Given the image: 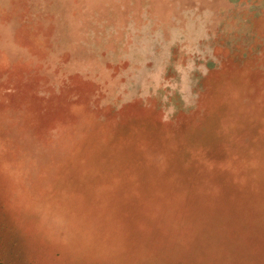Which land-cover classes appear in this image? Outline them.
Instances as JSON below:
<instances>
[{"label":"rangeland","instance_id":"rangeland-1","mask_svg":"<svg viewBox=\"0 0 264 264\" xmlns=\"http://www.w3.org/2000/svg\"><path fill=\"white\" fill-rule=\"evenodd\" d=\"M0 264H264V0H0Z\"/></svg>","mask_w":264,"mask_h":264},{"label":"crops","instance_id":"crops-1","mask_svg":"<svg viewBox=\"0 0 264 264\" xmlns=\"http://www.w3.org/2000/svg\"><path fill=\"white\" fill-rule=\"evenodd\" d=\"M211 1H213V0H211Z\"/></svg>","mask_w":264,"mask_h":264}]
</instances>
